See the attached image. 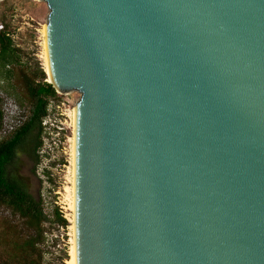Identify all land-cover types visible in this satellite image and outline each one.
I'll use <instances>...</instances> for the list:
<instances>
[{"label":"water","instance_id":"95a60500","mask_svg":"<svg viewBox=\"0 0 264 264\" xmlns=\"http://www.w3.org/2000/svg\"><path fill=\"white\" fill-rule=\"evenodd\" d=\"M40 1L74 263L264 264V0Z\"/></svg>","mask_w":264,"mask_h":264},{"label":"rangeland","instance_id":"374dc122","mask_svg":"<svg viewBox=\"0 0 264 264\" xmlns=\"http://www.w3.org/2000/svg\"><path fill=\"white\" fill-rule=\"evenodd\" d=\"M48 9L40 0L0 1V25L7 31L18 50L13 76L6 88L0 85V110L3 114L1 138L22 126L28 117L29 106L20 102L23 94L20 76L39 82L40 71L45 74L43 83H49L44 46V25ZM79 94L56 93L47 104V116L42 122V147L38 151V162L19 149L16 153L14 173L29 181V192L40 193L44 214V241L41 246L42 264H69L73 251V173H72V110ZM30 140V139H29ZM56 213L68 222L62 228L57 223ZM8 210L0 207V217H7ZM10 219H13L12 217ZM6 225L0 221V227Z\"/></svg>","mask_w":264,"mask_h":264},{"label":"trees","instance_id":"16d2710c","mask_svg":"<svg viewBox=\"0 0 264 264\" xmlns=\"http://www.w3.org/2000/svg\"><path fill=\"white\" fill-rule=\"evenodd\" d=\"M17 53L7 26L0 25V85L5 91L6 88H13L10 82ZM20 77L23 94L18 99L29 106L28 117L7 137L0 136V207L8 210L7 217H0V221L6 224L0 227V264H42L43 227L47 217L40 193L36 196L31 194L29 181L14 173V159L17 151L22 149L38 162V151L42 147V122L47 116L48 100L56 97V91L50 83H43L46 76L42 71L37 83L25 75ZM2 124L0 110V134ZM56 218L60 227L68 226L59 213H56Z\"/></svg>","mask_w":264,"mask_h":264},{"label":"bare ground","instance_id":"6f19581e","mask_svg":"<svg viewBox=\"0 0 264 264\" xmlns=\"http://www.w3.org/2000/svg\"><path fill=\"white\" fill-rule=\"evenodd\" d=\"M47 74H48V72H47ZM71 203V210L73 211V201L72 202H70ZM73 216V215H72ZM71 220V222H72V229H73V217L70 219ZM69 264H75L74 263V241H73V251H72V253H71V260H70V262H69Z\"/></svg>","mask_w":264,"mask_h":264}]
</instances>
